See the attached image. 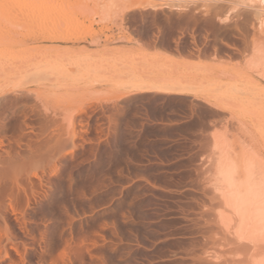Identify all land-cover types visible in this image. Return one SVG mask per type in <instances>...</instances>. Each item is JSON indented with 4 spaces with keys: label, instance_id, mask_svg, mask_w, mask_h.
Here are the masks:
<instances>
[{
    "label": "rangeland",
    "instance_id": "rangeland-1",
    "mask_svg": "<svg viewBox=\"0 0 264 264\" xmlns=\"http://www.w3.org/2000/svg\"><path fill=\"white\" fill-rule=\"evenodd\" d=\"M259 54L264 0H0V264L264 261L218 190L264 172Z\"/></svg>",
    "mask_w": 264,
    "mask_h": 264
},
{
    "label": "bare ground",
    "instance_id": "bare-ground-1",
    "mask_svg": "<svg viewBox=\"0 0 264 264\" xmlns=\"http://www.w3.org/2000/svg\"><path fill=\"white\" fill-rule=\"evenodd\" d=\"M43 38L45 39V37ZM49 39L51 40V38ZM55 40H57V38ZM258 50L262 51V48H258ZM260 54H259V57H260ZM260 58L264 59L262 55ZM6 70L8 71V69ZM139 82L141 81L139 80ZM152 83L150 82L142 83L141 85L135 86L133 89L130 88L131 89L130 91L183 94L191 90V88L190 89L184 88V86L182 85V82H176L174 84H168L165 81L158 83V84H152ZM122 96H123V93L117 96L114 100L115 101L119 100L120 98H122ZM86 108H87V105L77 106V108H75L76 110L73 112V115L84 112ZM70 119H71V116L69 117V120ZM221 145L224 146L223 144ZM221 145L219 146L221 147ZM222 148L223 147H221V149ZM227 152L229 153L230 151H227ZM227 152H225L224 154H221L224 157L220 156L221 160L219 159L220 167L218 169L219 171L218 174H220L222 181H223V183L221 182L220 185H223V184L224 185L222 186L223 188L221 189L218 188V190H221L220 191L222 194L221 197L223 198L224 203L229 208L230 215H227V217H225L224 215H222L223 213H221L220 217L222 218V221L220 222L223 223L221 224L225 227L224 229L227 232H230L231 226H233L236 229V230L234 229L235 231L233 230L231 231V232H235L233 236L235 235L236 236L235 238L237 239L239 238V240H242L244 242L245 240L250 242L252 245L251 248L254 251L251 248L249 249L255 253V251L258 252L259 249H261L262 247L264 249V172L261 169L257 168V165H255V161L253 160L254 158H252L251 155H249V158H248V156H245L242 154L243 157L240 158L238 156L232 157L230 156L231 154L230 153L228 154ZM221 211L223 212V210ZM261 252H258V254ZM262 253H263L262 257H264V252ZM256 259L257 258H255V264H264L263 258L260 263L259 262L256 263Z\"/></svg>",
    "mask_w": 264,
    "mask_h": 264
},
{
    "label": "crops",
    "instance_id": "crops-1",
    "mask_svg": "<svg viewBox=\"0 0 264 264\" xmlns=\"http://www.w3.org/2000/svg\"><path fill=\"white\" fill-rule=\"evenodd\" d=\"M145 45L148 46V47L159 46V45L154 44L153 42H148ZM170 56L173 57V58H175V59H181L182 57L185 58V59H192V56L189 55V54H187V55H181V54H178L175 51L170 52Z\"/></svg>",
    "mask_w": 264,
    "mask_h": 264
}]
</instances>
